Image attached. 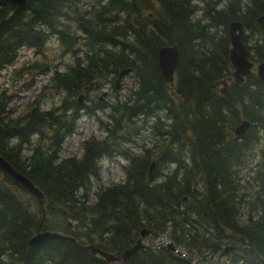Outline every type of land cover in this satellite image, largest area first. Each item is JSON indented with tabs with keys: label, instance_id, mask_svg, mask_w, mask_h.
<instances>
[{
	"label": "trees",
	"instance_id": "trees-1",
	"mask_svg": "<svg viewBox=\"0 0 264 264\" xmlns=\"http://www.w3.org/2000/svg\"><path fill=\"white\" fill-rule=\"evenodd\" d=\"M262 16L264 0H0V72L28 48L43 57L30 68L49 74L20 112L0 89V157L44 197L41 209L0 172V264H206L225 246L241 257L222 264H264V85L248 77L224 96L216 86L233 71L232 22L243 25L251 62L264 61ZM52 39L62 52L46 60ZM170 46L179 53L173 87L157 64L158 50ZM126 70L134 84L120 99L114 85ZM106 88L112 105L99 100ZM83 114L97 116L103 137L62 157ZM243 121L249 128L237 137ZM137 123L139 131L124 133ZM149 125L150 146L134 149ZM101 158L124 160L123 179L103 186ZM43 214L44 231L115 256L142 230L162 241L142 244L125 263L66 240L29 249Z\"/></svg>",
	"mask_w": 264,
	"mask_h": 264
},
{
	"label": "water",
	"instance_id": "water-1",
	"mask_svg": "<svg viewBox=\"0 0 264 264\" xmlns=\"http://www.w3.org/2000/svg\"><path fill=\"white\" fill-rule=\"evenodd\" d=\"M15 6L21 7L25 0H5ZM258 24H264V16L257 19ZM229 32V41H230V50H229V60L230 64L233 68V72L231 76L227 78L225 81H219L216 83V86H220V95L224 96L227 92L228 83H232L235 87H239L244 83L245 78L255 76L260 84L264 85V61L255 65L251 62L249 58V54L247 52L246 46L243 43V35L244 29L243 25L240 22H232L228 27ZM178 49L176 46L164 47L158 50L157 52V64L160 72L161 79L170 87L174 86V79H175V71L176 66L178 63ZM131 73L130 70H126L121 72L118 75V78L115 82V90H119V86L121 84V80L128 76ZM86 91V89H85ZM107 96V93H103L102 97L99 98L101 102H103V98ZM84 95H81L78 99L79 103L82 102ZM249 122L243 121L241 122L236 130L235 135L237 137H242L246 134L249 128ZM155 167V162L151 164V168L149 170V174L152 173V170ZM0 172L7 175L9 178L17 182L24 190L38 203L39 207L42 209L44 204V197L39 189L26 177L22 176L21 174L17 173L13 167L5 161L2 157H0ZM45 219V214L42 215V220L39 224V228L37 233L28 240L27 246L29 249H35L37 247L43 246L50 241L54 240H66L72 243L77 249L87 252L92 256H99L102 258L106 263H125L127 262L135 253L142 247V239L148 235H153L156 238H159L157 235L152 233L149 230H142L139 233L138 240L136 244L122 252V254L115 256L111 253L104 252L95 246H82L78 242H76L73 238L61 235L54 232L44 231L43 221ZM167 249L171 252L181 255L171 243L165 241ZM238 248L236 247H227L224 248V254L227 251H233ZM222 253V254H223ZM185 256V255H182Z\"/></svg>",
	"mask_w": 264,
	"mask_h": 264
},
{
	"label": "rangeland",
	"instance_id": "rangeland-1",
	"mask_svg": "<svg viewBox=\"0 0 264 264\" xmlns=\"http://www.w3.org/2000/svg\"><path fill=\"white\" fill-rule=\"evenodd\" d=\"M251 41L248 42V46H250ZM58 44L55 39H52L51 42L47 45L45 48V54H46V60H51L55 58V55H60L61 50L58 49ZM43 57L40 56V54L36 53L32 49L23 48L15 60V62L9 66L8 68L4 69L0 72V89H5L7 95L14 96V100L9 102L10 107L16 106V112H20L23 110L24 104L26 101L30 100L34 95L37 93L42 92V87L47 83L48 77L40 75L38 71L32 70L30 68L34 62H41ZM134 84V79L130 76H127L123 79L122 85L120 84L119 90L117 91V94H119V98L122 99L123 95L126 93L127 89H129ZM220 87V86H219ZM103 93H108V97L103 98V102L109 103V105H112V103L115 101V96H113V92L110 91L108 88L104 90L99 96V98L102 97ZM54 100H58L56 97ZM48 105H45L43 108L46 109ZM97 116L101 120H106V117L99 113ZM97 116L94 118H90L86 115H81V117L78 119L75 129V135L68 138L62 157L65 156H78L80 155V143L92 136L101 138L103 137L102 131L99 129V125L97 122ZM140 129V124H124V133L126 135L131 136L133 131ZM152 130L151 125L148 126L147 131L142 130L141 132H138V137L134 140L133 146L134 149L138 150L141 146H150L149 140H152L151 135L149 134V131ZM127 146V145H126ZM131 148V147H129ZM133 149V148H132ZM124 160L121 158H116L113 160H106L104 158L100 159V174L102 177V185L107 186L110 183H116L123 179V172H122V165L124 164ZM151 236V237H148ZM145 238H143V244L146 246H152L157 244L158 242L162 241L161 238H153V235H148ZM165 242V241H164ZM227 247H236L237 246H225L220 251H218L217 255L213 258L211 261H206V264H216V263H225L232 254H239L238 252L241 249H236L233 251H227L225 254L224 248ZM223 253V254H222ZM231 254V255H230ZM238 257H241V255H237ZM184 257V259L187 261L186 256H181V258Z\"/></svg>",
	"mask_w": 264,
	"mask_h": 264
},
{
	"label": "flooded vegetation",
	"instance_id": "flooded-vegetation-1",
	"mask_svg": "<svg viewBox=\"0 0 264 264\" xmlns=\"http://www.w3.org/2000/svg\"><path fill=\"white\" fill-rule=\"evenodd\" d=\"M109 95L107 94V96L106 97H108Z\"/></svg>",
	"mask_w": 264,
	"mask_h": 264
},
{
	"label": "bare ground",
	"instance_id": "bare-ground-1",
	"mask_svg": "<svg viewBox=\"0 0 264 264\" xmlns=\"http://www.w3.org/2000/svg\"><path fill=\"white\" fill-rule=\"evenodd\" d=\"M228 34H229V32H228Z\"/></svg>",
	"mask_w": 264,
	"mask_h": 264
}]
</instances>
